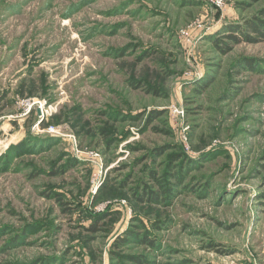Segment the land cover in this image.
Instances as JSON below:
<instances>
[{
    "label": "rangeland",
    "instance_id": "rangeland-1",
    "mask_svg": "<svg viewBox=\"0 0 264 264\" xmlns=\"http://www.w3.org/2000/svg\"><path fill=\"white\" fill-rule=\"evenodd\" d=\"M223 1L0 0V264H264V0Z\"/></svg>",
    "mask_w": 264,
    "mask_h": 264
},
{
    "label": "trees",
    "instance_id": "trees-1",
    "mask_svg": "<svg viewBox=\"0 0 264 264\" xmlns=\"http://www.w3.org/2000/svg\"><path fill=\"white\" fill-rule=\"evenodd\" d=\"M247 27L249 28V29H251V30H253L254 32H255V34L257 35V34H262V30H261V27L257 24V23H255L253 20H251V21H248L247 22ZM264 34V33H263ZM229 38H232V39H234V41L235 42H239L240 40L238 39V37L236 36V35H234V34H230L229 35ZM253 39H256V36L255 37H251V36H249V35H246V37H245V39L244 40H253ZM148 240V239H147ZM148 242H150L149 240H148ZM151 243V242H150Z\"/></svg>",
    "mask_w": 264,
    "mask_h": 264
},
{
    "label": "built area",
    "instance_id": "built-area-1",
    "mask_svg": "<svg viewBox=\"0 0 264 264\" xmlns=\"http://www.w3.org/2000/svg\"><path fill=\"white\" fill-rule=\"evenodd\" d=\"M203 1H205L206 3H209V4L210 3L213 4L218 9H222V7L224 5L223 0H203ZM176 111L180 114L182 113L179 109H176Z\"/></svg>",
    "mask_w": 264,
    "mask_h": 264
},
{
    "label": "bare ground",
    "instance_id": "bare-ground-1",
    "mask_svg": "<svg viewBox=\"0 0 264 264\" xmlns=\"http://www.w3.org/2000/svg\"><path fill=\"white\" fill-rule=\"evenodd\" d=\"M42 107V108H41ZM41 110H42V112L45 114L46 113V111H45V107H44V105H41Z\"/></svg>",
    "mask_w": 264,
    "mask_h": 264
},
{
    "label": "water",
    "instance_id": "water-1",
    "mask_svg": "<svg viewBox=\"0 0 264 264\" xmlns=\"http://www.w3.org/2000/svg\"><path fill=\"white\" fill-rule=\"evenodd\" d=\"M42 112L41 108L39 107L38 108V113L40 114Z\"/></svg>",
    "mask_w": 264,
    "mask_h": 264
}]
</instances>
